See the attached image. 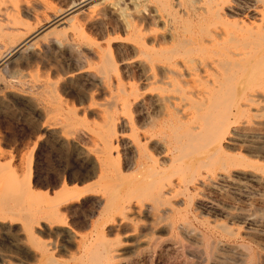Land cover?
<instances>
[{
	"label": "rangeland",
	"instance_id": "obj_1",
	"mask_svg": "<svg viewBox=\"0 0 264 264\" xmlns=\"http://www.w3.org/2000/svg\"><path fill=\"white\" fill-rule=\"evenodd\" d=\"M215 1L4 0V3L9 4V12L21 22L18 23V36L15 40L1 41L0 54L6 51L8 45L17 47L23 42V46H19L17 52L0 62V150L3 152L0 160L10 162L9 165L17 173H22L30 159V180L36 188L50 189L61 184L70 187L80 184L82 181L76 178L82 170L80 162L88 157L82 159L78 156V150L92 145L88 137L89 131L91 128H98L105 110L114 113L115 120L120 121L117 130L121 131L126 140H132L140 132L141 115L137 103L142 101L145 110H151L148 98L150 95L141 96V88H168L157 93L159 101L155 99L156 93L152 94L159 109L156 116L158 130H163L165 126L166 130L183 122L187 127L198 124L209 107L200 103L199 108L197 102L208 98L209 90L215 88L213 85L216 77H219V68L210 62L208 56L200 53L163 58L155 51L159 53L160 48H177V35L200 40L198 38L206 37V30L207 33H212L220 27L222 21L214 14ZM234 1L229 0L228 4ZM74 4L81 6L75 11L71 9ZM210 6L212 9H209ZM58 13L72 16L71 20L63 17L55 22L53 16ZM43 23L45 25L41 26ZM133 24L137 29L143 30L144 40L149 48L154 45L156 50H139V36L130 27ZM178 49L172 52H177ZM107 54L111 58L112 67H107L108 71L102 76L103 72H99L98 66L101 56ZM1 67H5L4 70ZM9 70L18 72L14 74ZM89 72H95V75L92 76ZM162 74L166 77L161 78ZM3 82L5 85H2ZM117 88H124L130 94L125 108L120 103L123 94ZM177 88H185L186 101L174 98V90ZM168 94L172 101L175 100L170 108V115L164 107V101L160 99L162 95ZM109 99L115 100V105L107 108L105 102H109ZM256 101L246 106L245 115L236 118L226 130V154L240 155L245 160V166L230 171L218 168L211 175L210 181L203 174V182L200 184L197 181L188 182V196L183 197L179 193L174 197L180 203L179 213L190 231L196 234V239L193 234H184L176 227L169 231L158 228L148 234L153 239L151 247L139 250L122 244L118 255L107 264H244L238 255L243 247H246L248 254L251 251L258 258L260 254L264 256V177L257 180L244 174L252 171L264 176V110ZM175 107L184 110L185 118H175ZM80 137L86 139L79 141ZM33 142L35 145L31 149ZM90 156L92 157L91 154ZM87 204L82 199L64 203L65 207L61 208L56 219L51 222L40 221L33 227L35 238L27 237L22 231L21 240H25L18 247L14 246L16 231L11 229L8 236L12 238L6 239L10 247L4 243L5 239L0 240L1 253L7 254L4 257L12 263L47 264L48 261L41 256V247H46L47 253L58 259H65L68 251L74 249V244L60 228L67 226L79 235L89 231L88 219L83 216ZM17 223L12 226L18 227ZM225 225L232 231L231 234L221 229ZM119 236L124 238L122 233ZM167 237L170 240L163 247L160 242ZM209 243L213 245L211 251L208 250ZM196 250H201L202 253L199 254ZM261 261L262 259L256 264H264Z\"/></svg>",
	"mask_w": 264,
	"mask_h": 264
},
{
	"label": "bare ground",
	"instance_id": "obj_2",
	"mask_svg": "<svg viewBox=\"0 0 264 264\" xmlns=\"http://www.w3.org/2000/svg\"><path fill=\"white\" fill-rule=\"evenodd\" d=\"M238 1H234L231 4H228L229 0L215 1V5L213 6L214 14L222 21V25L212 33H209V31L207 33L206 30V37L196 40L193 37L180 36V34L177 35L176 40L178 39V41L175 42L177 48L174 47V50L179 48L177 52H172L174 51L173 48L165 50L164 48H160L159 53L155 51L156 54L162 55L163 58H169V56L171 57L172 55L179 56L200 53L208 56L210 62L214 63L219 68V77L218 79L216 77V82L213 85L215 88L209 90V96L205 98L207 101L201 99L202 101L200 100V102H197V104L199 103V108L200 103H202L201 105L203 106L206 104V107H209L205 115L203 114L204 117H202V120L198 122V124L190 127H187L188 125H186V123V126H184L183 122L174 127H168L166 130H164L166 126L163 130H158L156 128L158 126V124L156 125L158 122H156V116L159 109H157L155 99L159 101V98H157L158 94H160L159 91L163 92V90H167L168 88H141V96L150 95L148 98L151 110L150 112L146 111L142 101L137 103L138 112H140L141 115V121H139V124L141 122L140 132H137L138 134H136L132 140H126L121 131L117 130L120 121L117 122L115 120L116 117L114 113L103 110L102 121L98 125V128H91L88 134L92 145L82 147L78 150V156L80 155L82 159L88 157L85 161L82 160L80 162L82 165L80 169L82 170L78 168L80 174L78 177L76 176V178L82 181L80 184H75L71 187L61 184L57 188L50 189L36 188L34 183L30 180V159L22 173H17L14 168L9 165L10 162L7 163L0 160V240L5 239L4 241H6V239L12 238L8 235L9 231L14 229L17 234L14 246L18 247L20 242L25 240V238L21 240L22 231L26 233L27 237L35 238V236H33V227L37 223L40 221L51 222L53 219H56V216L62 210L61 208L65 207L64 203L71 200L78 201L80 199L83 200V203L85 200L88 202L83 211V216H86L88 219L89 231L79 235L75 234V232L71 231L67 226H64L62 229L60 228V230L73 241L74 249L68 251L65 259H58L47 253L46 247L43 245L45 248L41 247V256L48 261L47 264H107L113 257L118 255L119 246L122 244L129 245L136 249L139 248V250L151 247V245H153L151 242L153 239L148 237V234L158 228H164V230L169 231L172 227H176L180 232L183 231L184 234L188 232L193 234V237L196 236L195 233L190 231L191 229L183 219L184 217L179 213L178 207L180 203L178 204L177 199L174 197L179 193H182L183 197L188 196V182L197 181L200 184L203 182V174L205 178L210 181L211 175L215 173L218 168L230 171L244 167L245 160L242 159L240 155L231 156L225 152L224 143L226 140V130L236 118L245 115L247 111L246 106H250V103L256 101V99H258L256 103L260 104V107L264 110V0ZM210 3L213 2L211 1ZM83 4H85V1ZM206 4L208 5L207 2ZM225 4L227 5L225 6ZM80 6L81 4H74V7L71 9L76 11ZM10 7L12 8V5ZM210 8L211 6L209 9ZM9 9V4L4 3V0H0V43L1 41H13L18 36V23L21 21L13 16V14L9 12ZM253 13H256V16L253 15ZM61 15L62 14L59 13L54 15L53 20L55 21L63 17L66 20H71L72 16L65 13L64 16ZM47 21H45V24ZM45 24L43 23L41 26ZM130 27L137 32L139 36L137 44V46L139 45V50H156L154 45L149 48L148 44L145 42V35L142 33L143 30L137 29L135 24L130 25ZM19 33H22V31ZM32 36L33 35H31V37ZM22 43L23 42L17 47H15V45L12 46V44L8 45L5 48L6 51L0 54V62L13 52H17L18 47L21 46ZM151 44L152 42L150 45ZM83 48L84 47H82V49ZM141 52L143 53L144 51ZM88 54L87 52L86 55L88 56ZM108 55L109 54L103 55L100 58L98 68H100L99 72H103L102 76H104L106 70L108 71V69H110L109 66L112 63ZM145 55L148 54L146 53ZM13 57L15 58V56ZM13 59H11V61H13ZM77 63L80 65V62ZM7 65L9 66V63ZM110 67H112V65ZM204 67L206 68V65ZM1 68L4 70L5 67ZM13 71L12 73L14 74L18 72ZM89 74L94 76L95 72H89ZM164 77H166V75L161 76V78ZM78 78L80 77L78 76ZM96 80L98 79H95V81ZM3 84L4 82L2 85ZM117 89L123 94L120 98V103L121 106L125 108L126 105H128V96L130 94H127L124 88ZM174 91L176 92V96H173L174 98H178V100L182 102L186 101L187 94L185 88H177ZM153 92L156 93L155 99L152 98L154 97L152 94H155ZM138 97L140 96L138 95ZM160 99L164 101V107L168 111V115H170V108L175 104V100L172 101L171 95L169 94L162 95ZM105 103L108 105L107 108H110L111 105H115V100L110 101L109 99V102ZM176 109L175 107V110ZM178 110L179 109L176 110L177 113L175 118H177V120H182L186 116L185 112L183 109ZM45 114L46 113H44V115ZM187 115L189 114L187 113ZM64 117L70 118V116ZM171 117L172 116H170V118ZM51 124L53 125V123ZM254 137L252 138L255 139ZM85 139L81 138L79 141H84ZM34 145L35 142L32 143L31 149ZM255 146H257V143ZM260 149H258V151ZM90 154L92 157H89ZM0 157H3V152L1 150ZM242 170L244 169H241V171ZM226 172L227 171H225V173ZM244 174L257 180H261L264 177L262 176L263 174L258 175L252 171ZM74 207H76V205ZM79 210L82 211V209ZM1 222L6 223L1 224ZM15 222H18L16 226L19 224L16 228L12 226ZM221 229L226 233L228 232L227 234L232 233L231 230L227 229L226 225L221 226ZM159 231H161V229ZM142 232H145V234ZM120 233H122L124 238L119 236ZM194 239L196 238L194 237ZM169 240L170 239L167 237L166 239H162L160 243L164 247V245L167 246ZM33 242L36 243L34 240ZM4 243L9 245L7 241ZM37 245L39 244L37 243ZM208 247V250L211 251L213 247L212 243H209ZM241 247H243V245ZM245 248L246 247H243V249L238 252L239 260L244 262V264H253L255 262L254 260L260 261L262 259V261H264V256L260 254L261 257L259 256L258 258V255H252L251 251L248 254ZM196 251H198L199 254L202 253L201 250ZM127 252L128 251H126V253ZM29 254L27 255L29 256ZM4 255L5 254L0 251V264H21L19 262L12 263L5 258L7 254L5 257Z\"/></svg>",
	"mask_w": 264,
	"mask_h": 264
}]
</instances>
